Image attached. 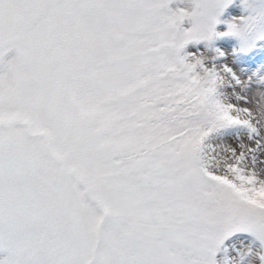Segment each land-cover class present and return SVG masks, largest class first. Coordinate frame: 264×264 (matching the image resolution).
I'll use <instances>...</instances> for the list:
<instances>
[{
  "label": "snow or ice",
  "instance_id": "6c2138e0",
  "mask_svg": "<svg viewBox=\"0 0 264 264\" xmlns=\"http://www.w3.org/2000/svg\"><path fill=\"white\" fill-rule=\"evenodd\" d=\"M0 264H264V0H0Z\"/></svg>",
  "mask_w": 264,
  "mask_h": 264
}]
</instances>
